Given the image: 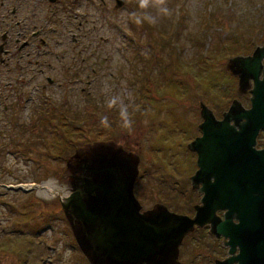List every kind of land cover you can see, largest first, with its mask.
Returning <instances> with one entry per match:
<instances>
[{"label":"rangeland","instance_id":"obj_1","mask_svg":"<svg viewBox=\"0 0 264 264\" xmlns=\"http://www.w3.org/2000/svg\"><path fill=\"white\" fill-rule=\"evenodd\" d=\"M120 1L93 15L109 61L99 68L105 78L85 89L89 95L82 84L52 87L61 117L35 121L20 110L12 119L7 110L0 118V264H88L73 246L61 202L74 188L89 203L104 196L81 181L112 177L109 167L141 177L135 188L144 209L175 207L178 199L187 209L190 190L199 189L191 178L202 106L233 117L250 105L253 77L239 57L264 54V0H149L143 8L140 0ZM185 181L187 197L178 192ZM201 247L184 245V257L199 259L208 252Z\"/></svg>","mask_w":264,"mask_h":264},{"label":"flooded vegetation","instance_id":"obj_2","mask_svg":"<svg viewBox=\"0 0 264 264\" xmlns=\"http://www.w3.org/2000/svg\"><path fill=\"white\" fill-rule=\"evenodd\" d=\"M97 1L100 5L98 8L96 0H0V118L8 117L7 110L13 112L12 119L20 116V110H26L33 119L37 116L43 119L48 114L61 117L63 112L58 110L61 106L49 95L50 88H69L70 91L74 86L82 84L80 90L85 91L96 81L105 78L99 68L103 61H109L106 54L102 56L104 53L101 47L107 38L96 35L93 15L97 11L102 12V9L108 13L111 0ZM84 94L89 95V92L85 91ZM32 126L37 127V124ZM138 178L141 177L122 175L123 183L130 189L136 203L133 208L139 215L157 224H165L174 215H178L172 212L174 201L169 206L158 203L159 210L144 209L135 188ZM97 182L103 185L106 194L113 190L117 177L114 175ZM82 183L86 181L82 180ZM81 187L90 190L85 184ZM178 192L187 197L186 193L183 195L185 190ZM91 197L94 203L83 200L87 205H92H89L90 210L99 211L98 204L105 196L94 194ZM200 197L198 203L193 205L194 210L186 215H194ZM181 200H176L175 204ZM62 211L74 239L73 246L88 264L224 263L225 257L221 253L223 237L216 232L217 220L202 227L194 226L182 241L163 245L158 252L155 250L154 255L137 258L129 257L127 253H121L123 250L112 247V236L116 234L112 232V223L102 221L95 223L96 227H93L95 224L85 223L78 215L74 202L70 208L62 206ZM113 211V206L109 204L106 212L111 214ZM221 215L222 212L217 211V217ZM122 244L120 242L118 246ZM185 244L195 246L194 252L204 244L208 252L202 250L205 254L199 256V259L194 260L191 256L185 258ZM48 257L51 258L50 255Z\"/></svg>","mask_w":264,"mask_h":264},{"label":"water","instance_id":"obj_3","mask_svg":"<svg viewBox=\"0 0 264 264\" xmlns=\"http://www.w3.org/2000/svg\"><path fill=\"white\" fill-rule=\"evenodd\" d=\"M122 4L117 0V6ZM239 59L253 77L250 105L221 119L202 106L201 134L194 142L198 168L191 178L199 184L201 197L193 216L174 215L167 223L157 224L139 215L118 166L108 168L117 183L106 194L96 180L85 183L90 190L98 187L105 194L99 211L90 210L76 188L68 201L62 200V206L70 208L74 202L87 224L112 223L116 232L112 247L129 257L154 255L163 245L182 241L194 226L217 220L216 232L225 238L227 247L223 264H264V145L259 147L257 142L264 130V54L254 51ZM109 204L114 208L111 214L106 212ZM217 211L222 212L219 218Z\"/></svg>","mask_w":264,"mask_h":264},{"label":"trees","instance_id":"obj_4","mask_svg":"<svg viewBox=\"0 0 264 264\" xmlns=\"http://www.w3.org/2000/svg\"><path fill=\"white\" fill-rule=\"evenodd\" d=\"M254 43V42H253ZM254 45H257V41H255V44ZM245 52V51H244ZM238 94V96H236L237 98H240L239 96L241 95L240 93H237ZM249 97V96H248ZM241 99V98H240ZM242 99H243V97H242ZM224 111V110H223ZM215 115H216V117L217 118H222V116H223V112L221 111V112H216L215 113ZM40 118H37V121L39 120ZM33 128H35L34 126H33ZM102 131H103V129H102ZM112 130L111 129H109L108 128V131H107V133H110ZM106 133V134H107ZM264 132L262 131V132H260V135H259V137H258V145L259 146H262L263 144H264ZM107 138H109L108 136L106 137V139ZM140 177V176H139ZM186 184H187V182L185 181V182H183L182 184H181V187H180V190L181 191H184V190H186V188H185V186H186ZM194 193V194H193ZM195 195V196H194ZM199 194L197 193V191H195V190H190V194L188 195V197L190 198V200H191V198H194L190 203L191 204H188L187 205V209H184V210H182V208H180V207H183V205L184 204H181V203H176L175 204V207H174V210L176 211V210H178V209H181V210H178V212L180 213V214H187V213H191L192 211H193V205L195 204V203H197L198 201H199V197H198V200L196 201V198H197V196H198ZM189 209H190V211H189ZM186 240H185V243L187 244V237L185 238ZM185 244V245H186ZM224 254H227V250L223 247V249H222V255H223V257H224Z\"/></svg>","mask_w":264,"mask_h":264},{"label":"clouds","instance_id":"obj_5","mask_svg":"<svg viewBox=\"0 0 264 264\" xmlns=\"http://www.w3.org/2000/svg\"><path fill=\"white\" fill-rule=\"evenodd\" d=\"M159 3H163L164 0H158ZM149 3V0H140V6L143 8V7H146ZM162 11L166 12L167 9H162ZM146 19H148L150 22H155L154 21V18L153 17H145ZM140 21L137 20V23H139ZM117 103V101L115 99H113L110 103V106H114L115 104ZM120 116L121 118L123 119L124 121V126L125 127H128L130 126V120H129V116H128V111H127V108L124 107V106H121V109H120Z\"/></svg>","mask_w":264,"mask_h":264},{"label":"bare ground","instance_id":"obj_6","mask_svg":"<svg viewBox=\"0 0 264 264\" xmlns=\"http://www.w3.org/2000/svg\"><path fill=\"white\" fill-rule=\"evenodd\" d=\"M47 188H48V187H47ZM69 196H70V195H67L66 197H64V202L69 200Z\"/></svg>","mask_w":264,"mask_h":264}]
</instances>
